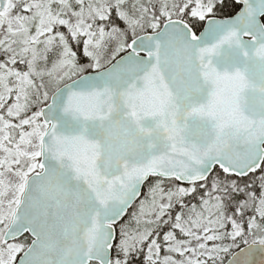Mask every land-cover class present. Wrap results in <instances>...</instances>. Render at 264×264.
Wrapping results in <instances>:
<instances>
[{
    "label": "snow or ice",
    "instance_id": "snow-or-ice-1",
    "mask_svg": "<svg viewBox=\"0 0 264 264\" xmlns=\"http://www.w3.org/2000/svg\"><path fill=\"white\" fill-rule=\"evenodd\" d=\"M0 264H264V0H0Z\"/></svg>",
    "mask_w": 264,
    "mask_h": 264
}]
</instances>
